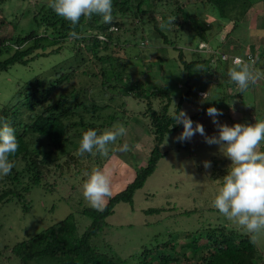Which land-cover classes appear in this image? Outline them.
<instances>
[{"label": "rangeland", "instance_id": "374dc122", "mask_svg": "<svg viewBox=\"0 0 264 264\" xmlns=\"http://www.w3.org/2000/svg\"><path fill=\"white\" fill-rule=\"evenodd\" d=\"M36 1L39 0H3L0 2V40L7 38L10 34L18 35L22 32H29L33 28L30 15L23 18L20 16L23 11H27L28 4ZM184 2L187 1L184 0ZM190 2L186 6L187 11L211 24V29L206 33L209 41L211 43H214L212 40L216 39L221 41L226 33L223 30L224 25L221 26L213 19L212 12L207 5L195 0H190ZM250 2L252 8L247 16L221 48V53L226 57L239 54L244 58L252 55L255 59L256 55L261 54L264 49V35L252 34L258 30H264V0H250ZM144 7L151 9L153 5L150 0H145ZM165 13V8L159 7L155 12V18L159 19ZM3 19L6 22L14 21L16 23L19 21L17 29H12L8 24L4 25ZM161 25L162 22L159 28L164 34H167L168 39L174 40L175 34L172 29L165 24L163 27ZM143 27L146 30L145 35L147 37L151 35V37L144 40L140 47L126 46L124 50L115 52L113 55L114 65L116 69H122L124 73L129 74L127 80L130 83H145L146 87L149 85L168 86L170 93L168 113L170 114L173 110V102L177 108L180 97L187 91V86L184 83L186 81L185 74L181 70L182 63L178 59V51L153 31L151 24L145 23ZM83 29L86 32V28ZM191 30L193 32L192 28ZM184 33L180 34L182 39L178 40V47L184 48L183 43L191 39L193 46L185 47L190 51H183L185 61H188L195 57L192 49L197 45L199 39L196 35L190 37ZM127 36L122 35L121 40ZM159 47L167 49L169 61L161 66L154 64L151 72L146 73L148 69L139 57L143 56L146 62H154ZM53 51H57V53L52 54ZM75 51L76 47L70 44L52 45L45 50L37 49L30 57L35 55L39 57L29 61L27 65L15 64L0 72V109L12 101L17 85L38 75L50 77L55 68L61 70V68L69 67L66 65L67 61L73 59ZM205 52L212 51L205 50ZM105 53L108 54L110 51ZM79 57L82 56H78L77 61L72 65L75 67L74 75L68 83L62 85V88L78 90L81 86H89L94 93L87 94V102L96 104V109H93L95 112L91 108L77 109L65 120V145L61 151L65 154L70 152L75 159L77 158V161L73 162L69 168L64 166L60 170L56 166H62L65 159L59 150L51 149L47 141L37 135L27 138V141L32 145L30 148L50 152L52 176L48 181L53 189L33 188L28 196L29 212H25L20 205L14 203L3 208L0 212L2 225L0 251H3L5 246H13L47 229L69 214H74L78 223V232L82 233L90 221L81 215V211L86 207H91L82 195L81 185L84 171H90L93 167L110 170L111 197H113L133 181L136 169L147 165L150 150L153 147V138L148 134L145 119L142 120L143 117L140 114L146 112L149 105L153 109H158L168 100L161 101L160 98L137 100L135 94L132 93L129 94V97L115 100L110 99L109 95L104 97L100 88V75L90 60V56L83 55L85 62L82 65H78ZM228 60L222 61L227 63ZM211 68L214 69V66ZM202 71L199 69L192 71V80L189 84L190 93L181 104L180 109L186 111L190 118L194 117L192 119L194 122L202 124L207 135L211 136L217 133L211 118L204 110L210 106L223 112V115L217 119L229 126L234 123L253 124L254 118L264 119L263 80H258L253 88L249 87L247 91L238 93L231 101L216 103L215 99L222 96L221 92L228 95L232 92L235 93L237 89L229 85L230 79L228 76L225 77L223 72H214L215 75L212 76L203 75ZM94 74L96 77L93 76ZM201 91V96H197ZM108 92L115 91L109 90ZM204 93H206L207 101L203 99ZM123 100L124 108L119 106ZM81 120L85 125L80 124ZM89 124H95L100 130L111 128L116 124H123L127 131L126 135L109 146L110 152L107 157L98 154L78 156L76 150L81 135L80 130L88 127ZM182 130L183 126L181 125L178 130L164 136L160 151L166 155L158 162L155 172L147 178L144 186L134 193L132 204L119 203L115 206L113 215L106 220L107 227L103 229L101 235L92 239V242L100 247L108 245L112 252L120 258L119 264H137L139 259L137 256H141L144 251H152L160 243L168 240H172L171 243L174 244L181 233H191L192 235L217 225L245 232L212 206L218 188L216 179L225 174L230 161L222 154L218 145L205 143L204 138L199 134L194 135L188 141L177 142L174 138ZM125 143L129 145L130 150L120 151L119 149ZM205 162H208L210 166L205 167ZM152 209L161 211L154 214L145 213L146 210ZM190 211L192 212L188 214L183 213ZM251 236L258 252L264 256V231L255 234V238H253V234ZM195 237L198 238L199 235H195ZM186 242L188 241L179 244ZM200 242H205V240ZM172 244L168 245L169 251H172ZM176 248L178 251V247ZM8 251H5V258L10 256ZM186 255L193 259L196 258L190 251H187ZM15 261L12 264H17Z\"/></svg>", "mask_w": 264, "mask_h": 264}, {"label": "trees", "instance_id": "16d2710c", "mask_svg": "<svg viewBox=\"0 0 264 264\" xmlns=\"http://www.w3.org/2000/svg\"><path fill=\"white\" fill-rule=\"evenodd\" d=\"M144 1L112 0L113 21L111 24L104 23L100 16L94 15L90 20L81 17L79 24L73 29L68 20L56 15L48 8V0H39L28 4L27 11H23L20 16L23 18L30 15L33 28L29 32H22L18 35L10 34L7 38L0 40V72L15 64L27 65L29 61L39 57L38 55L30 57L37 49L45 50L48 46L65 44L76 47L73 59L67 61L66 65L69 67L61 68V70L55 68L50 77L38 75L17 85L12 101L0 109V117L8 119L15 129L19 142L17 153L11 157L15 165L11 174L0 178V212L10 203L18 204L25 212H29L28 196L33 188L53 189L48 181L52 176L50 152L30 148L31 142L27 141L29 136L37 135L45 139L51 149L59 150L64 155V164L56 166L60 170L64 166L69 168L73 162L77 161V158L75 159L70 152L65 154L61 151L65 145V120L77 109L91 108L94 112L93 109H96V104L87 102V94L94 93L89 86H81L78 90L62 88V85L68 83L74 75L75 67L72 65L75 64L78 56H82L79 57L78 65L85 62L83 55L90 56V60L100 75V88L104 97L109 95L110 99L115 100L129 97L132 93L135 94L137 100L160 98L161 101L163 99L166 101L170 99L168 86L149 85L146 87L145 83H130L127 80L129 74L124 73L122 69H116L114 65L115 52L124 50L126 46L140 47L144 40L151 37V35L148 37L145 35L146 30L143 27L145 23H149L153 31L178 51V59L182 63L181 70L185 74L184 83L187 91L180 97L177 110H180L181 104L189 96V84L193 70L200 69L202 66L203 75L214 76V72L220 71L225 74V77L228 76L227 67L231 65V62L226 63L221 60V48L252 8L250 0H195L207 5L212 12L213 19L221 26L224 25L225 35L221 41L220 39L212 40L214 43H211L206 35L211 29V24L187 11L186 6L191 3L190 0H186L187 2L184 0H150L153 5L151 9L144 7ZM159 7L165 8L166 11L160 16V21L157 17L155 18V12ZM172 17H174L173 24H168L169 18ZM161 22L172 29L175 34L174 40H169L167 34L159 28ZM2 23L10 25L14 30L19 25V21L6 22L4 19ZM73 30L78 33L79 39L69 36L70 31ZM181 33L190 37L196 35L199 39L192 49L195 57L188 61H185L183 51H188L189 49L185 47L193 45L190 39L183 43L184 48H179L178 40L182 39ZM122 35L128 36L121 40ZM98 36H103L104 39L101 40ZM201 43L208 45V50L212 52H205L207 48L200 49ZM106 51L110 53L107 54ZM102 52L105 54L101 55ZM55 53L57 51H53L52 54ZM157 53L154 62H146L143 56L139 57L148 69L146 73L151 72L154 64L161 66L169 61L167 49L159 47ZM211 66H214V69ZM254 67L264 71V49L261 54L256 55ZM93 76L96 77V74ZM229 85L237 89L234 83L229 82ZM254 85L249 87L253 88ZM109 90L116 93L108 92ZM57 91L59 93H56ZM236 92L228 95L221 92L222 96L215 99V102L231 101L239 93ZM169 102L170 100L161 104L158 109H153L149 105L148 110L140 114L143 117L142 120L145 119L148 134L153 138V147L150 150L147 165L136 169L133 181L125 189L109 198L103 211H97L92 207H86L81 211V215L90 221L82 233L78 232V223L74 214H69L63 220L28 239L13 246H5L3 251H0V264H12L15 260L17 264H119L120 258L112 252L108 245L100 247L94 244L92 239L101 235L103 229L107 227L106 220L113 215L117 204H132L134 193L144 186L147 178L155 172L158 162L165 157L166 153L160 151L164 136L181 127L174 123L168 113ZM119 106L125 107L124 100ZM260 119L263 118L260 117ZM80 124L85 125L83 120ZM88 128L99 129L95 124H89L88 127H84V130ZM160 211V209H152L146 210L145 213L154 214ZM1 228L0 223V231ZM201 240L205 242L201 243ZM171 241L160 243L155 247L156 252L155 249L144 251L141 256H137V259L139 258L137 264H264V256L258 252L251 234L233 228L228 229L224 225H217L192 235L181 233L174 244ZM184 241L188 242L179 244ZM170 244H172L173 252L169 251L168 245ZM6 250L10 252L7 258L4 257ZM187 251H190L196 258L187 256Z\"/></svg>", "mask_w": 264, "mask_h": 264}, {"label": "clouds", "instance_id": "9594fccd", "mask_svg": "<svg viewBox=\"0 0 264 264\" xmlns=\"http://www.w3.org/2000/svg\"><path fill=\"white\" fill-rule=\"evenodd\" d=\"M56 15L68 20L74 29L81 17L90 20L94 15L100 16L106 24L113 21L112 0H48L47 4ZM174 17L169 18L168 24H173ZM162 27L165 26L163 23ZM253 35H264V30H258ZM69 36L79 39L76 31H70ZM255 61L235 56L227 70L230 82L237 86V91L243 93L250 85L264 79V71L254 67ZM199 70H203L200 66ZM206 93L203 94L205 99ZM206 114L216 127L215 135H207L202 124L194 122L183 109L177 110L173 102L170 113L175 124L182 125L183 130L174 139L177 142L190 140L199 134L209 145H218L222 154L230 161L225 174L216 179L218 188L212 201V206L245 232L255 234L264 231V119H255L253 124L234 123L229 126L217 118L223 112L216 107H208ZM123 124L111 128L87 130L81 129L76 154H98L107 157L109 146L126 135ZM19 149L15 129L7 118L0 117V178L11 174L14 157ZM130 150L127 143L119 149ZM210 164L205 162V167ZM111 172L106 168L93 167L82 173V195L89 205L103 211L107 200L111 198Z\"/></svg>", "mask_w": 264, "mask_h": 264}, {"label": "built area", "instance_id": "2783aa9c", "mask_svg": "<svg viewBox=\"0 0 264 264\" xmlns=\"http://www.w3.org/2000/svg\"><path fill=\"white\" fill-rule=\"evenodd\" d=\"M98 38L101 39V40L104 39L103 36H98ZM199 48H200V49H203V48L206 49L207 47H206V45H205L204 43H201V44L199 45ZM206 51H208V48L206 49ZM235 56H237V55H235ZM235 56H232V57H226L225 54H221L220 58H221V60H223V61H226V60L229 59L228 61H230V62L232 63V59H233V57H235ZM249 59L255 61V59H254L251 55L247 56L245 60H249ZM198 95L201 96V93H198Z\"/></svg>", "mask_w": 264, "mask_h": 264}, {"label": "crops", "instance_id": "0c3cea01", "mask_svg": "<svg viewBox=\"0 0 264 264\" xmlns=\"http://www.w3.org/2000/svg\"><path fill=\"white\" fill-rule=\"evenodd\" d=\"M239 55V54H238Z\"/></svg>", "mask_w": 264, "mask_h": 264}]
</instances>
